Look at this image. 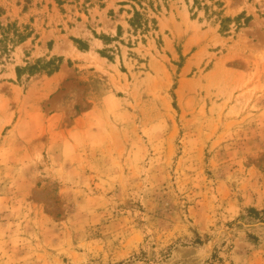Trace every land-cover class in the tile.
<instances>
[{
	"label": "rangeland",
	"instance_id": "obj_1",
	"mask_svg": "<svg viewBox=\"0 0 264 264\" xmlns=\"http://www.w3.org/2000/svg\"><path fill=\"white\" fill-rule=\"evenodd\" d=\"M17 33L0 264H264V0H0Z\"/></svg>",
	"mask_w": 264,
	"mask_h": 264
},
{
	"label": "trees",
	"instance_id": "obj_2",
	"mask_svg": "<svg viewBox=\"0 0 264 264\" xmlns=\"http://www.w3.org/2000/svg\"><path fill=\"white\" fill-rule=\"evenodd\" d=\"M140 5L142 4V0H137ZM148 23H153V24H157L155 21H150L149 19L145 18V16L140 13L137 9H135L134 12V16L130 21V25L131 27H133L135 30H139V29H147L148 27ZM5 36V37H4ZM26 36H23L21 33H17L16 36L12 39H9L8 37H6V35L2 34L0 35V46L6 50L9 47V44H16V43H22L25 42L26 40ZM47 64V66H46ZM48 65H53L52 62L46 63V62H38L36 65H31L27 68H22V67H18L16 69V73L19 79L22 78L23 73L25 71H29L30 75L33 74H47V75H53L55 72L58 71V67H55L52 70H48ZM249 215L257 220H264L263 217H261V215H263L262 212H258L255 209H250L248 211Z\"/></svg>",
	"mask_w": 264,
	"mask_h": 264
}]
</instances>
